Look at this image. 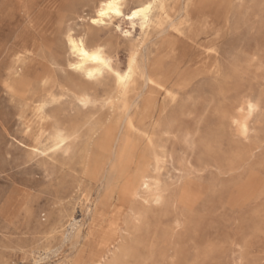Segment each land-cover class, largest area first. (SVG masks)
Listing matches in <instances>:
<instances>
[{"label":"rangeland","instance_id":"rangeland-1","mask_svg":"<svg viewBox=\"0 0 264 264\" xmlns=\"http://www.w3.org/2000/svg\"><path fill=\"white\" fill-rule=\"evenodd\" d=\"M191 1H178L176 9L171 2L165 25L184 55L171 66L177 70L175 81L182 83L192 69L190 61L205 52L217 58L220 71L177 90L176 100L166 99L154 154L140 160L151 185L148 190L137 186L130 198L115 201V207L123 202L115 212V235L136 254L134 264H264V0H230L223 7L214 2L209 8L202 2L197 11ZM98 2L25 0L20 7L0 0V67L10 49L25 43L58 56L68 26L76 34L90 29L103 41L119 43L114 48L123 68L129 41L154 59L151 50L160 44L161 30L144 35L138 28L132 31L127 20L121 23L123 32L92 29ZM195 20H203L205 27L188 33ZM125 30L132 35H123ZM251 97L260 109L249 118L241 108ZM238 115L239 125L234 123ZM25 122L0 84V264H98L79 251L82 243L65 237L87 232V206L97 198L99 183L78 190V161L31 158ZM59 213L64 226L42 233ZM115 249L105 264L120 256Z\"/></svg>","mask_w":264,"mask_h":264},{"label":"bare ground","instance_id":"bare-ground-1","mask_svg":"<svg viewBox=\"0 0 264 264\" xmlns=\"http://www.w3.org/2000/svg\"><path fill=\"white\" fill-rule=\"evenodd\" d=\"M11 1H16L20 7L25 3V0ZM134 1L99 0L94 16L90 17V26L92 29L123 32L121 23L127 20L132 31L138 28L144 35L152 29H160L163 35L160 36L161 42L151 50L155 54L154 59L144 55L143 47L129 41L123 68L116 50L119 43H114V46L103 41L99 36L102 34L90 29L76 34L74 28L68 26L64 32L65 47L58 49V56L51 53L48 56L46 49L39 53L38 45L25 43L10 49L8 62L0 67L1 87L26 120L25 134L30 140L28 153L31 158L41 157L53 162L78 161L81 167L78 190H83L87 183H99L100 188L96 186L97 198L87 206V212L91 214L87 232L79 230L65 237L72 244L82 243L79 251L97 258L98 264H105L109 253H116L115 248L120 256L109 264H134L136 254L129 246L121 245L120 238L115 235L118 225L115 212L121 210L123 202L117 205L119 209L114 203L130 198L137 186L149 189L150 175L144 172L140 160L154 154L151 148L162 127L168 106L166 99L172 96L171 100H176L177 90H186L194 79L216 76L220 71L217 58L205 52L196 61H190L192 69L189 75H185L182 83H177V70H171V66L184 55L179 50L178 38L165 33V25L170 17L171 2L172 8L176 9L180 0H140L137 6L151 4L152 8L130 20L125 8ZM110 2H115L124 11L123 17L116 16L114 12H109L104 18L98 16L100 10L107 11L105 6ZM202 2L207 8L215 3L220 7L230 4V0H193L191 8L197 11ZM25 10L29 12L30 8ZM189 14L193 15L192 12ZM94 19L102 22L93 24ZM172 20L175 23V19ZM203 20L193 21L188 33L202 31L205 27ZM132 31L125 30L124 33L129 36ZM69 33L81 50H87L89 55H99L105 63L89 60L80 51L73 52L67 42ZM72 64H82L83 68L75 70L70 67ZM87 72H93L94 76L88 78ZM248 104L256 106L251 113ZM241 109H246L250 118L260 109V103L251 97ZM234 121L241 123V115ZM63 218L59 213L42 233L58 232L64 226Z\"/></svg>","mask_w":264,"mask_h":264},{"label":"snow or ice","instance_id":"snow-or-ice-1","mask_svg":"<svg viewBox=\"0 0 264 264\" xmlns=\"http://www.w3.org/2000/svg\"><path fill=\"white\" fill-rule=\"evenodd\" d=\"M106 9L107 11L105 10H100L99 13H98V16L100 18H104V17H107L109 15V12H114L116 16L118 17H123L124 16V11L118 7L116 5L115 2H110L108 4H106ZM152 8V5L151 4H148L147 7H140V6H137V7H133L131 8L129 11H128V18L131 20V19H134L136 17H139L142 13H146L148 12L149 9ZM145 19H147V17L145 16ZM102 21L99 20V19H94L92 20V23L93 24H100ZM124 35H128V33H124ZM67 42L69 44H71V48H72V51L73 52H76V51H80V54L89 59V60H92V61H96L98 63H105L104 60L101 59V57L97 54H92V55H89V52L87 50H81L78 45H77V42L71 38V33H69V39L67 40ZM84 41L81 40L80 41V44L83 45ZM71 68L75 69V70H81L83 68V65L82 64H72L70 65ZM86 76L88 78H92L94 76V73L93 72H87L86 73ZM123 79V78H122ZM47 82V81H46ZM256 108V106L254 104H248V109H249V112L251 113V111H254ZM234 123H236L237 125H239V121H234ZM243 132L246 134L247 133V126H243Z\"/></svg>","mask_w":264,"mask_h":264}]
</instances>
